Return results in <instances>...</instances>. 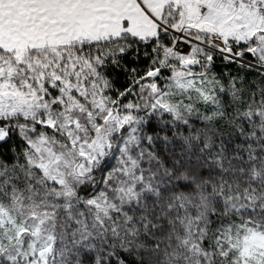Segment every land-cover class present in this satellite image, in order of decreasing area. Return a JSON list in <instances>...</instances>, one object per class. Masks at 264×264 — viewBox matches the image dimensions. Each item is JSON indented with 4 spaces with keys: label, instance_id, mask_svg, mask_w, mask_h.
I'll use <instances>...</instances> for the list:
<instances>
[{
    "label": "snow or ice",
    "instance_id": "obj_1",
    "mask_svg": "<svg viewBox=\"0 0 264 264\" xmlns=\"http://www.w3.org/2000/svg\"><path fill=\"white\" fill-rule=\"evenodd\" d=\"M0 264H264V0H0Z\"/></svg>",
    "mask_w": 264,
    "mask_h": 264
}]
</instances>
